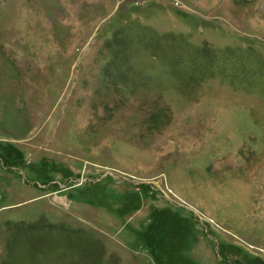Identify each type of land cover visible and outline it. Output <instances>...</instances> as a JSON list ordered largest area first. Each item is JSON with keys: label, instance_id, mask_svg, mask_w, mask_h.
I'll list each match as a JSON object with an SVG mask.
<instances>
[{"label": "rangeland", "instance_id": "rangeland-1", "mask_svg": "<svg viewBox=\"0 0 264 264\" xmlns=\"http://www.w3.org/2000/svg\"><path fill=\"white\" fill-rule=\"evenodd\" d=\"M0 264H264V0H0Z\"/></svg>", "mask_w": 264, "mask_h": 264}]
</instances>
